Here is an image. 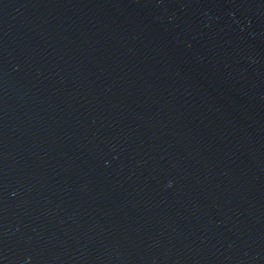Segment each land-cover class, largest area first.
I'll list each match as a JSON object with an SVG mask.
<instances>
[{"label": "water", "instance_id": "95a60500", "mask_svg": "<svg viewBox=\"0 0 264 264\" xmlns=\"http://www.w3.org/2000/svg\"><path fill=\"white\" fill-rule=\"evenodd\" d=\"M0 264H264V0H0Z\"/></svg>", "mask_w": 264, "mask_h": 264}]
</instances>
